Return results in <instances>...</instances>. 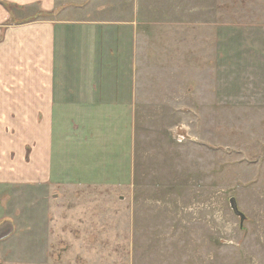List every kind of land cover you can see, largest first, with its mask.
<instances>
[{"label":"rangeland","instance_id":"rangeland-1","mask_svg":"<svg viewBox=\"0 0 264 264\" xmlns=\"http://www.w3.org/2000/svg\"><path fill=\"white\" fill-rule=\"evenodd\" d=\"M118 1L109 93L0 182V264H264V0Z\"/></svg>","mask_w":264,"mask_h":264},{"label":"crops","instance_id":"crops-1","mask_svg":"<svg viewBox=\"0 0 264 264\" xmlns=\"http://www.w3.org/2000/svg\"><path fill=\"white\" fill-rule=\"evenodd\" d=\"M118 5L116 0H0V163L11 171L0 182H30L40 172L25 157L41 162L46 155L54 109L98 106L99 95L109 93V87L92 81L93 89L86 88L84 79H90L95 60L92 44L109 52L117 30L132 29L129 22L98 18Z\"/></svg>","mask_w":264,"mask_h":264},{"label":"water","instance_id":"water-1","mask_svg":"<svg viewBox=\"0 0 264 264\" xmlns=\"http://www.w3.org/2000/svg\"><path fill=\"white\" fill-rule=\"evenodd\" d=\"M229 203H230L231 209L233 210L234 214L237 215L240 218V221H242L243 218H244V215L238 209L237 204H236V201H235V199L233 197H231L229 199ZM9 231H10V229L7 230V232L1 233L0 234V237L6 235Z\"/></svg>","mask_w":264,"mask_h":264}]
</instances>
